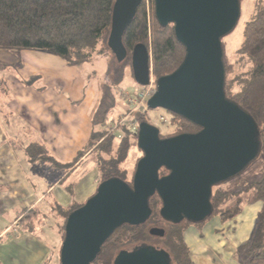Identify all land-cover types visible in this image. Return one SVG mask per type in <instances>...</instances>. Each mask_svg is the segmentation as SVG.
I'll return each mask as SVG.
<instances>
[{
  "label": "water",
  "instance_id": "1",
  "mask_svg": "<svg viewBox=\"0 0 264 264\" xmlns=\"http://www.w3.org/2000/svg\"><path fill=\"white\" fill-rule=\"evenodd\" d=\"M143 0H116L108 47L121 63L123 36ZM162 27L173 25L186 55L171 75L158 79L148 101L193 124L199 131L161 138L160 130L139 124L138 161L132 186L119 178L100 183L96 194L67 218L60 264H94L103 246L123 226L139 227L151 216L150 200H161L162 220L201 224L214 212L213 187L243 173L261 158L258 124L225 93L222 39L236 28L240 0H154ZM152 56L143 44L132 53V72L142 87L150 84ZM167 175H162V171ZM153 236L165 231L154 229ZM114 264H172L169 253L151 245L123 250Z\"/></svg>",
  "mask_w": 264,
  "mask_h": 264
},
{
  "label": "trees",
  "instance_id": "2",
  "mask_svg": "<svg viewBox=\"0 0 264 264\" xmlns=\"http://www.w3.org/2000/svg\"><path fill=\"white\" fill-rule=\"evenodd\" d=\"M115 2L116 0H0V50L45 51L63 59L70 67L80 66L91 61L95 55L104 54L110 50L108 40ZM147 5L143 0L123 36V45L127 51L126 58L121 63L116 58L111 60L112 86L121 83L128 67L132 71V53L135 46L139 44L145 45L151 52L155 82L174 73L184 61L186 52L175 37L173 25L162 27L155 17L154 0H150L149 7ZM238 54L249 61L251 68L246 76L239 77L236 81V74L234 79L231 78L236 72L235 65L226 63L224 58L225 93L228 99L236 102L258 124L262 143L261 159L264 162V2L255 18L246 26L244 41ZM234 85H237V91L234 90ZM113 107L112 87L107 86L95 120L97 126L108 123L106 118ZM172 115L174 116L173 129L167 135L161 134V138L199 131V128L183 118ZM136 116L139 124L148 123L143 112ZM123 132V142L117 148L113 144L115 137L111 136L108 141L102 142L105 132L102 133L103 136L98 137L100 143L96 148L110 157L106 159L100 156L101 183L112 178H119L131 186L133 184L135 171L132 179L129 180L127 170L121 169V166L126 160L133 139L137 140L138 146V135L126 129ZM27 155L32 162L49 161L59 169L67 171L73 169L83 156L81 153L73 163L61 165L49 156L44 146L39 144L31 145L27 149ZM165 173L164 170L161 172V174ZM247 194V198H243L242 193L234 195L233 198L237 199L234 207H230L228 203L220 207L217 203L219 201L212 203L214 207L212 216L201 224L183 222L178 225L162 220L161 200L155 196L150 200L153 212L150 220L139 227L119 228L103 246L94 264H114L117 255L128 245L138 243L140 246L149 245L148 242L155 237L151 234L152 229L149 227L158 223L169 227L168 233L165 231V235L160 238L165 239V245L171 250L166 251L171 257L172 264H193L190 250L184 240L186 230L184 225H204L216 217L224 221L234 220L241 214L245 203L260 204L261 210L254 233L249 240L240 245L239 254L243 258L242 264H260L264 261V173L249 187ZM82 206L74 205L68 209L56 207L57 216L63 219L59 229L62 240L68 216ZM38 217L36 211L25 212L22 221L25 229L33 230L34 221Z\"/></svg>",
  "mask_w": 264,
  "mask_h": 264
},
{
  "label": "crops",
  "instance_id": "3",
  "mask_svg": "<svg viewBox=\"0 0 264 264\" xmlns=\"http://www.w3.org/2000/svg\"><path fill=\"white\" fill-rule=\"evenodd\" d=\"M7 53L9 63L0 60V264H60L58 248L63 240L59 223L62 221L56 207L84 205L71 203L69 199L74 190L78 191V182L65 190L59 189V197L54 196L52 203H43L82 166L86 169L83 173L90 171L87 166L93 157L91 150L100 143L98 137L104 132L105 124L97 126L95 120L106 88L92 83L91 75L83 72L82 65L70 67L52 54L34 50ZM111 83L109 77L107 86L114 88ZM116 101L114 98L108 121L118 115ZM35 144L44 146L49 156L61 165L73 163L81 153L83 156L67 171L49 161L32 162L27 149ZM40 167L48 179L44 189L47 191H39L34 184L35 179L43 178L36 176ZM89 167H93L90 173L95 191L87 200L96 194L102 180L99 166L93 163ZM243 206L241 214L231 221L234 224L252 221L244 230L249 240L261 205L256 208L248 205L247 211ZM27 211H36L39 216L33 230H26L22 224ZM220 220L215 232L229 229ZM204 225L191 226L202 232ZM200 232L199 236L184 239L190 255L194 250L206 252L201 238L220 242L213 236V229L205 235Z\"/></svg>",
  "mask_w": 264,
  "mask_h": 264
},
{
  "label": "rangeland",
  "instance_id": "4",
  "mask_svg": "<svg viewBox=\"0 0 264 264\" xmlns=\"http://www.w3.org/2000/svg\"><path fill=\"white\" fill-rule=\"evenodd\" d=\"M145 2L146 4H148L147 7H149L150 0H145ZM263 2L264 0H240L241 15L238 24L230 35L222 39L225 62L228 64L235 65L236 72L231 76V78L234 79V77L237 75L236 81L239 80V77L246 76V74L250 71L251 65L249 61L246 58L241 57V55L238 54V50L240 49L244 41L246 26L255 18L259 8L263 5ZM147 9L149 11V8ZM7 52L8 51H0V60L9 63ZM41 52H45V51H41ZM114 58L115 55L110 50L106 51L104 54L95 55L90 62L82 64L83 72L91 75L92 83L96 84V86L97 85L101 86L104 89L107 87V82L109 77L112 79L111 75L113 74V72L110 73L111 70L110 68H111V60H113ZM58 60L63 61L60 58H58ZM14 62H16V60H14ZM111 85H113V83H111ZM113 87L114 88H112V93L114 98L117 100L116 112L118 115L115 117V119L117 120L118 117L125 115L128 111L132 109V106L129 105L127 100L125 99V95L128 94L132 97H135L141 91V89H143V87L136 83L133 72L131 71L130 67H128V69L125 70V74L121 83L115 84ZM234 90L235 91L238 90L237 85L236 86L234 85ZM143 113L145 114L148 123L157 127L162 135H167L173 129L172 120L174 116L172 115V113L164 109L152 110L148 107V102L146 103V108L144 109ZM138 114H140V112L135 113L134 114L135 116L133 115L134 116L133 120L136 121L137 124L139 125L136 118L137 117L136 115ZM113 120H109L108 122H111ZM123 130L120 131L121 138L116 137L115 141L113 142L115 148H117V146H119L123 142V137H124ZM110 138H111L110 136L106 137L104 135V138L103 140H101V142L105 140L108 141V139ZM131 144L132 145L130 147V150L128 151L126 160L124 164L121 166V169L127 170L129 180L132 179L138 161L143 157L141 150H139L137 146V140L133 139L131 141ZM95 148L93 145V148L91 150L93 153V157H91L88 161L87 167L90 169V171L86 172V174L83 173L85 172L86 169L85 166H82L76 172L71 174L70 177H68L63 181V183L59 186V188L55 191L53 195L48 196L45 203H43L44 205L47 203H52L53 200L55 199L54 196L59 197V193H60L59 189L65 190L64 188L74 185V182H78L79 187L77 192L74 190L72 194L73 197L71 196V194L69 195V199L71 203L85 204L88 201L87 199L89 198V196L92 194V192L95 191L92 182L93 173H90L93 170L92 169L93 167L90 168L89 166H93V163L99 166L100 156L106 159L110 158L107 156V154H104L100 152L97 148L96 149ZM99 169H101L100 166ZM263 173H264V162L261 158H259L258 160L254 161L243 173H241L237 177L229 181H226L224 183L218 184L217 186H214L213 197H212L214 201L212 200V203L219 201L217 203L220 207H224L225 204L227 203L228 205H230V207H234L237 199L233 198V196L242 193L243 198H247L249 187L257 179H259ZM36 174H35L36 176L43 178L41 180H39V178L35 179L37 183L34 184L36 185L37 189H39V191H43L44 189H46L48 184V179H46L47 176L44 175V173H42L41 167L39 168ZM47 175L49 177L50 174ZM52 178L53 176L50 175V179ZM245 204L243 208L245 211H247L248 205ZM259 205L260 204H257L254 207L256 208ZM220 219L221 218L218 217L217 219L215 218L205 223V225L202 227L203 228L201 230L202 232L197 231L196 228L192 227L191 225H189L190 227L184 225V227H186L187 230V231L185 230L184 239L189 240L190 237L199 236L198 232L203 233L205 235V233L209 231L211 232V230L213 229L214 230L213 236H215L216 239L220 241V242L212 241V239L209 237H206L205 240L204 238H201L202 242H204L203 247H205L207 250L206 252H202L200 250H194L193 254L190 255V258L191 260L194 261L195 264H242L243 258L239 254V247L243 241L249 238L246 236L247 232L245 233L244 230L250 227L252 221L249 220L248 223L241 221L234 224L235 220L221 221ZM243 219H244V215H243ZM60 220L62 222H60L59 224H62L63 219L61 218ZM217 220H220V222L225 226L228 225L229 229H220L218 230V232H215L217 229H219L216 228L219 225ZM40 222H43V219ZM256 225H257V219L253 226L254 229L251 236L254 233ZM154 228L164 229L166 233H168L169 230L168 225H165L163 223L152 224L149 227V229H154ZM43 231L45 233L47 232L45 228L43 229ZM148 243L149 245L157 247L159 249H165L167 251L170 250L169 247L165 245L166 244L165 239H162L157 236L152 237L151 241ZM61 245L58 248L59 252ZM138 246H140V243L131 244L126 246L124 250L132 251L134 248ZM260 264H264V263L261 262Z\"/></svg>",
  "mask_w": 264,
  "mask_h": 264
},
{
  "label": "built area",
  "instance_id": "5",
  "mask_svg": "<svg viewBox=\"0 0 264 264\" xmlns=\"http://www.w3.org/2000/svg\"><path fill=\"white\" fill-rule=\"evenodd\" d=\"M156 92V83L153 77V70L151 66V79L150 84L144 86L143 89L135 96L132 97L128 94L125 95V99L128 104L132 106V109L125 115L118 117V119L105 123L103 129L106 137L121 138L120 131L123 129L129 130L132 133L137 134L139 125L134 121V114L143 111L146 108V103L153 97ZM134 115V116H133Z\"/></svg>",
  "mask_w": 264,
  "mask_h": 264
},
{
  "label": "flooded vegetation",
  "instance_id": "6",
  "mask_svg": "<svg viewBox=\"0 0 264 264\" xmlns=\"http://www.w3.org/2000/svg\"><path fill=\"white\" fill-rule=\"evenodd\" d=\"M168 173L166 172L165 174H162V175H167ZM154 229H158V230H163V231H165L164 229H159V228H154ZM154 229H152V230H154ZM151 230V231H152ZM163 250H165V249H163ZM166 251V250H165Z\"/></svg>",
  "mask_w": 264,
  "mask_h": 264
}]
</instances>
